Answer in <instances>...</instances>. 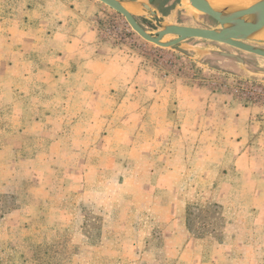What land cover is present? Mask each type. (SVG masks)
<instances>
[{
  "label": "rangeland",
  "instance_id": "1",
  "mask_svg": "<svg viewBox=\"0 0 264 264\" xmlns=\"http://www.w3.org/2000/svg\"><path fill=\"white\" fill-rule=\"evenodd\" d=\"M152 5L169 23L218 26L189 0ZM85 29L101 47L81 58L69 38ZM253 108L264 109L263 57L199 39L158 47L97 0H0L2 213L35 206L18 221L38 240L19 247L2 226L0 264H264V112ZM210 203L221 241L187 227V209Z\"/></svg>",
  "mask_w": 264,
  "mask_h": 264
},
{
  "label": "water",
  "instance_id": "2",
  "mask_svg": "<svg viewBox=\"0 0 264 264\" xmlns=\"http://www.w3.org/2000/svg\"><path fill=\"white\" fill-rule=\"evenodd\" d=\"M122 15L131 28L145 41L158 47L172 49L186 41L199 39L229 45L242 51L264 58V48L250 43L264 45V0L248 7L226 5L216 8L210 0H189L190 4L203 15L214 19L218 26L212 29L176 25L164 21L158 10L153 7L154 0H97ZM132 1L139 5L145 14L150 15L160 29L151 35L137 22L135 15L126 8L125 3ZM170 38L169 41H164ZM225 57L231 55L222 54ZM242 62V60H240Z\"/></svg>",
  "mask_w": 264,
  "mask_h": 264
},
{
  "label": "crops",
  "instance_id": "3",
  "mask_svg": "<svg viewBox=\"0 0 264 264\" xmlns=\"http://www.w3.org/2000/svg\"><path fill=\"white\" fill-rule=\"evenodd\" d=\"M136 15H143V13L142 14H136ZM69 41H72L69 44V47L76 46V50L78 51L77 54L81 58H86L87 52L90 55V53H91L90 51L93 48H94V52L92 54H95L96 50H99V48L101 47V44H96V42L98 40L96 38L95 33L92 32L91 30H88V29H85L84 33L79 31L77 36L70 37ZM110 63H112V62H110ZM82 65L87 67V68H89V69H99L102 66H107L109 64H106V63H103V62H98V61L92 62V61H90L88 59V62L87 63H83ZM80 70L81 69L78 68L77 73H80ZM123 70H124L123 62L119 61L118 59L113 60V80H115V82H117V79H119L120 75H118V74L122 73ZM263 112H264L263 108L262 109L253 108L251 110V113L253 115L261 114ZM16 184H18L17 186H19L21 184V185H24V187L29 188L27 184H22V183H16ZM4 187L5 188H3V187L0 188V231H1V227L5 226L4 228H5V231L7 229V232H6L7 234H6V236L3 235V237H5L7 240L15 241V242L19 243V247H25V246L28 247L30 244H25L24 240L26 238L30 239L32 237H23L21 235L20 230H21V228L24 225H21V223H19L18 220L19 219L20 220H26V218L23 216L24 210L25 209H29L31 207H35V206H32V205L22 206V208L20 210H18L16 213L4 215L2 213L3 202H2L1 199L4 196V194L7 192L6 189H8V190L11 189L8 186H4ZM15 188L16 189H20L19 187H15ZM16 192H17L16 194H20L21 193V191H16ZM27 220H29V219H27ZM16 234H20V237H14ZM0 241H4V238L0 239ZM37 241L38 240L36 238H34V237L31 239V243L37 242Z\"/></svg>",
  "mask_w": 264,
  "mask_h": 264
},
{
  "label": "trees",
  "instance_id": "4",
  "mask_svg": "<svg viewBox=\"0 0 264 264\" xmlns=\"http://www.w3.org/2000/svg\"><path fill=\"white\" fill-rule=\"evenodd\" d=\"M187 227L197 236L211 235L216 240L223 239L225 220L222 207L217 203L206 206H190L187 209Z\"/></svg>",
  "mask_w": 264,
  "mask_h": 264
},
{
  "label": "bare ground",
  "instance_id": "5",
  "mask_svg": "<svg viewBox=\"0 0 264 264\" xmlns=\"http://www.w3.org/2000/svg\"><path fill=\"white\" fill-rule=\"evenodd\" d=\"M186 1V0H185ZM260 0H210L212 5L216 8H220L226 5H233V6H239V7H248L255 3H257ZM191 10L197 14H203L198 9L194 8L192 5L189 6ZM125 8L133 15L136 14H145V12L142 10V8L137 5L136 3L132 1H128L125 3ZM259 36L264 37V33H261ZM167 39V38H165ZM165 41V40H164Z\"/></svg>",
  "mask_w": 264,
  "mask_h": 264
}]
</instances>
